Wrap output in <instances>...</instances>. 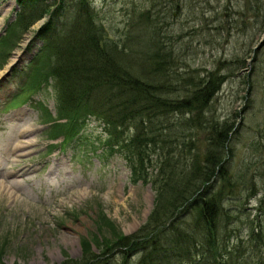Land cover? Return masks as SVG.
Masks as SVG:
<instances>
[{
  "label": "rangeland",
  "instance_id": "374dc122",
  "mask_svg": "<svg viewBox=\"0 0 264 264\" xmlns=\"http://www.w3.org/2000/svg\"><path fill=\"white\" fill-rule=\"evenodd\" d=\"M87 1L101 45L107 51L118 46L141 77H146L141 71L148 72L150 56L166 51L172 59L167 67L179 74L204 76L220 68L227 77L208 114L235 124V157L229 166L238 185L233 194L230 188L222 193L218 243L226 264H264V0ZM76 2L69 1L39 39L49 17L25 35L24 24L16 21L17 0H0V37L10 26L6 41L0 42V57H6L0 58V71L17 52L25 57L0 82V182L9 188L0 192V258L5 264H84L87 244L96 255L111 254L102 264H124L125 249L119 244L140 239L155 207L153 181H135L125 156L101 145L109 138L102 132L104 123L84 113L69 121L73 111L62 110L52 77L56 57L39 51L52 30L74 21ZM10 98L13 106L6 103ZM16 113L22 115L14 121ZM66 125L69 142L52 150L48 138H56ZM134 134L130 128L123 137ZM196 146L199 154L205 151L203 135ZM149 172L152 178L158 173ZM194 210L186 221L194 219ZM119 236L126 238L117 245ZM164 252L155 256H172ZM135 255L129 264H137ZM165 261L172 264L171 258Z\"/></svg>",
  "mask_w": 264,
  "mask_h": 264
},
{
  "label": "trees",
  "instance_id": "16d2710c",
  "mask_svg": "<svg viewBox=\"0 0 264 264\" xmlns=\"http://www.w3.org/2000/svg\"><path fill=\"white\" fill-rule=\"evenodd\" d=\"M69 1L19 0L22 8H30V18L28 14L22 18L24 32L48 15L53 22L49 27L53 26ZM76 1L74 21L56 31L45 49L46 54L51 51L56 57L52 77L57 82L62 110L73 111L69 119L72 123L83 113L86 118L100 119L109 136L104 145L125 156L135 181H153L157 193L140 239L124 244L119 243L125 237L117 239L116 244L125 249L124 264H129L135 254L140 257L137 264H164L170 258L172 264H194L196 259L198 264H226L218 243L222 225L219 212L225 200L223 191L230 188L233 194L238 185L229 166L235 157L231 147L235 124L220 123L208 114L227 77L220 74V68L204 76L179 74L167 67L172 60L170 51L151 55L150 67L144 68L148 72L141 71L146 77H141L131 62L127 64L130 60L124 59L126 55L118 46L107 51L101 45L93 30L89 2ZM172 115L177 118L171 121ZM130 128L135 134L124 139ZM200 135L207 144L202 154L195 151ZM151 168L158 172L154 178ZM192 210L194 219L186 221ZM182 216L184 226L179 220ZM164 250L172 256H155ZM109 255H96L87 244L84 264H102ZM0 264H5L1 258ZM63 264L81 263L68 260Z\"/></svg>",
  "mask_w": 264,
  "mask_h": 264
},
{
  "label": "bare ground",
  "instance_id": "6f19581e",
  "mask_svg": "<svg viewBox=\"0 0 264 264\" xmlns=\"http://www.w3.org/2000/svg\"><path fill=\"white\" fill-rule=\"evenodd\" d=\"M22 58V53L19 51L15 54V56L13 57L11 63L8 65V67L6 68V70L4 71H0V78L3 76V74L8 70L9 66L12 64H15L16 62H20L19 59ZM9 188L7 187V185L3 182H0V192L1 191H7ZM8 192V191H7Z\"/></svg>",
  "mask_w": 264,
  "mask_h": 264
}]
</instances>
